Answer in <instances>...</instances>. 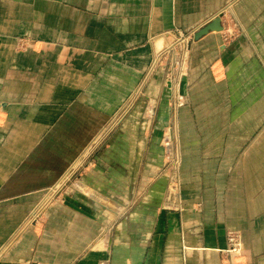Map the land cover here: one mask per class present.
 Returning <instances> with one entry per match:
<instances>
[{
	"label": "crops",
	"instance_id": "0c3cea01",
	"mask_svg": "<svg viewBox=\"0 0 264 264\" xmlns=\"http://www.w3.org/2000/svg\"><path fill=\"white\" fill-rule=\"evenodd\" d=\"M215 17L173 110L156 40ZM228 231L264 264V0H0V264H226Z\"/></svg>",
	"mask_w": 264,
	"mask_h": 264
},
{
	"label": "built area",
	"instance_id": "2783aa9c",
	"mask_svg": "<svg viewBox=\"0 0 264 264\" xmlns=\"http://www.w3.org/2000/svg\"><path fill=\"white\" fill-rule=\"evenodd\" d=\"M196 32V29L190 31L174 29L167 33L165 35L166 42L164 46L157 50L150 69L146 74L147 78L151 71L156 68L162 71L164 83L171 95V107L173 110H177L186 104V97L180 91V82L187 76L190 68V52ZM149 107L146 113L151 115L153 105L150 104ZM162 144L166 164L170 168L167 174L169 179L168 189L164 196L165 202L163 205L166 209L173 210L177 208L176 204H178V170L180 165L174 129L173 134L171 128L167 129ZM60 185L54 187L53 190L60 189ZM53 190L50 193L55 197L54 195L58 191L54 193ZM241 251L242 242L239 233L236 231H228L226 233V247L220 251L222 259L226 264H235V259L240 255Z\"/></svg>",
	"mask_w": 264,
	"mask_h": 264
},
{
	"label": "rangeland",
	"instance_id": "374dc122",
	"mask_svg": "<svg viewBox=\"0 0 264 264\" xmlns=\"http://www.w3.org/2000/svg\"><path fill=\"white\" fill-rule=\"evenodd\" d=\"M182 82V81H181ZM180 85H181V83H180ZM170 93V92H169ZM171 96V95H170ZM150 116V114H148V113H146V117H149ZM168 128H171V132H172V134H173V126L171 125V126H167V127H165L164 129H163V131H162V133H161V139H160V148H161V150H162V168H161V176H163L164 178H165V180H166V191H167V189H168V183H169V179H168V172L170 171V168L167 166V164H166V160H165V157H164V147H163V144H162V141H163V139L165 138V136H166V133H167V129ZM75 182V180H70V181H65V188H66V186H70L71 185V188L73 189V191H76V192H78V191H80V192H84V193H90L89 191H86L84 188H82V189H78L77 187H80V185H79V183L78 182H76L75 183V185L73 186V183ZM51 191V190H50ZM50 191H48V192H46V193H44L42 196H41V202H40V206H38V209H36V213L34 212L33 213V215L34 216H37V215H42V214H44V212L47 210V208H46V206L49 204V202H51L52 201V199L53 200H55V198H58L59 196H61L62 195V193H63V191L64 190H59L58 192H57V194H55V198H51V197H53L52 196V194L50 193ZM165 191V192H166ZM165 196V195H164ZM164 202H165V199H163V203L162 204H164ZM164 209L166 210V211H172V210H168V209H166L165 207H164Z\"/></svg>",
	"mask_w": 264,
	"mask_h": 264
},
{
	"label": "water",
	"instance_id": "95a60500",
	"mask_svg": "<svg viewBox=\"0 0 264 264\" xmlns=\"http://www.w3.org/2000/svg\"><path fill=\"white\" fill-rule=\"evenodd\" d=\"M220 18L215 17L212 19L210 23L205 25L203 28H201L194 36V39H198L199 37L203 36L204 34L208 33L209 31H220Z\"/></svg>",
	"mask_w": 264,
	"mask_h": 264
},
{
	"label": "bare ground",
	"instance_id": "6f19581e",
	"mask_svg": "<svg viewBox=\"0 0 264 264\" xmlns=\"http://www.w3.org/2000/svg\"><path fill=\"white\" fill-rule=\"evenodd\" d=\"M165 42H164V39L163 37H160L156 40V47H157V50H159L160 48H162L164 46ZM181 83V82H180ZM36 213V212H35Z\"/></svg>",
	"mask_w": 264,
	"mask_h": 264
}]
</instances>
